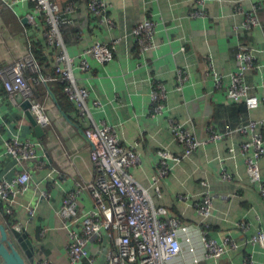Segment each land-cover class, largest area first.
Here are the masks:
<instances>
[{
    "label": "crops",
    "instance_id": "obj_1",
    "mask_svg": "<svg viewBox=\"0 0 264 264\" xmlns=\"http://www.w3.org/2000/svg\"><path fill=\"white\" fill-rule=\"evenodd\" d=\"M4 1L14 2L13 6H6ZM87 1L57 0L61 8L77 3L69 21L61 25V35L66 51L75 57L77 83L89 91L85 114H80L66 97L59 81L39 82L34 89L44 103L49 122L38 136L21 103H11L0 80V174L6 179L24 170L30 174L11 204L13 214H6L4 204L0 205V222L7 226L20 222L28 232L34 245L30 264L41 259L70 264L62 215L64 199L75 192L73 208L80 214L93 207L86 184L95 171L84 130L105 122L115 127L122 144L140 155V163L128 169L130 174L149 189L155 205L165 206L188 226L181 233L183 248L174 262L195 264L192 260L197 257V264H244V256L253 254L257 264H264V245L247 242L257 231H264V199L246 172L244 160L251 151L240 149L249 135L239 131V126L251 118L264 119V0H205L202 5L198 0H106L111 5L110 21L93 15ZM253 4L260 5V23L246 29L242 23ZM197 10L202 14L194 15ZM147 19L157 23L154 46L141 51L132 28ZM46 29L31 0H0V65L23 56L29 40H37L43 72L53 74L57 49L47 43ZM95 40L116 41L112 57L99 61L88 54L90 68L83 71L77 56ZM242 47L253 48L255 54L245 73L250 93L259 100V105L251 109L243 102L229 100L212 76L214 68L223 75L225 87L228 73L238 66L236 53ZM154 81L163 83L168 91L164 110L159 113L153 111ZM172 119L201 140L207 139L211 129L222 137L203 143L178 162L171 159V169L159 178L157 192V151L164 149L178 156L183 153L170 125ZM260 130L264 138V123ZM14 136L34 142L37 159L16 163L5 147ZM37 160L43 162L41 168ZM260 169L264 176V156ZM224 171L231 174V179L222 177ZM206 190L215 207L209 219L210 235L220 241L230 238L245 242L217 260L203 257L202 217L196 212V203ZM41 191L48 196L42 197ZM29 209H34L32 217Z\"/></svg>",
    "mask_w": 264,
    "mask_h": 264
},
{
    "label": "built area",
    "instance_id": "obj_2",
    "mask_svg": "<svg viewBox=\"0 0 264 264\" xmlns=\"http://www.w3.org/2000/svg\"><path fill=\"white\" fill-rule=\"evenodd\" d=\"M31 1L38 14L44 18L47 26L45 32L47 43L57 49V64L54 72L53 74L42 72L33 56L30 39L28 51L23 56L7 65H0V80L11 103L19 105L28 99L30 111L36 121L44 127L48 124L49 118L44 104L36 96L35 84L47 83L50 80L59 81L66 97L76 104L80 114L88 111L89 91L78 85L73 73L75 57L66 51L61 35V25L69 21V16L77 9V3L71 2L61 8L57 0ZM204 1L198 0L201 5ZM13 3L4 1V4L10 7ZM110 7V3L106 0L87 1L89 11L106 21H110ZM259 7V4L252 5V10L246 14L242 23L244 28L250 29L260 23ZM201 14L200 10L194 12V15ZM30 18L34 22V18L32 16ZM156 25L155 21L147 19L132 28L141 51L154 46ZM115 44L116 41L95 40L77 56L78 67L83 71L90 68L86 57L88 54L99 61L108 60L112 57ZM254 57L253 48L242 47L236 53L238 66L228 73L229 83L225 87L222 81L223 75L212 68L216 86L224 88L225 96L233 102L245 103L250 109L259 105L258 98L250 93L245 80V73L252 65ZM178 74L179 79L182 80L181 73ZM151 94L154 103L153 111L159 113L164 110V100L168 94L166 86L154 81ZM95 104L100 103L96 101ZM263 123L264 119L251 118L239 126V131L249 135V138L240 145V149L242 152L251 151L244 160L246 172L250 181L257 184L264 199V176L260 169V159L264 156V138L260 130ZM170 125L183 146V153L178 156L164 149L157 151L159 161L157 174L154 176L157 192H159L157 185L159 178L167 175L171 169V159L178 162L182 157L191 155L203 143L222 137L211 129L207 139L201 140L191 129L177 120H170ZM84 134L90 143V159L95 171L93 178L86 184L94 205L87 212L80 214L73 208L75 192L69 193L64 199L62 215L68 232L66 252L70 264H191L174 262L183 248L181 233H185L188 226L179 216L171 215L165 206L155 205L149 189L136 181L128 171L130 167L140 163L139 153L122 144L115 127L105 122L94 123L84 130ZM5 147L6 153L18 164L37 159L35 143L29 138L23 140L17 136L11 137L5 142ZM228 151L233 149L229 148ZM36 164L40 168L44 165L39 160ZM222 177L231 179V174L224 171ZM29 179L30 174L27 170L19 172L12 179H6L0 174V202L4 204L6 214H13L11 204ZM41 195L48 196L45 191H41ZM214 208L212 195L209 190H206L201 200L196 203V212L202 217L199 227L203 257L217 260L228 251L240 249L245 242L230 238L220 241L210 235L209 228L212 222L209 219ZM28 212L30 217L34 215V209H29ZM74 220L80 221L74 223ZM12 226L18 230L22 228L20 222H14ZM94 239L99 241H93ZM185 239L190 242L189 237ZM247 242L253 245L257 243L264 245V231H257ZM190 250H193V247L190 246ZM192 262L197 264L199 258H193ZM37 264L52 263L47 259H41L37 261ZM244 264H257L253 254L244 256Z\"/></svg>",
    "mask_w": 264,
    "mask_h": 264
},
{
    "label": "water",
    "instance_id": "obj_3",
    "mask_svg": "<svg viewBox=\"0 0 264 264\" xmlns=\"http://www.w3.org/2000/svg\"><path fill=\"white\" fill-rule=\"evenodd\" d=\"M25 73L28 75L27 70H25ZM20 106L25 110L36 134L41 136L44 133V129L30 111V101L25 99ZM0 205H3V203L0 202ZM33 260L34 245L28 232L23 228L18 230L12 225L7 226L0 222V264H30Z\"/></svg>",
    "mask_w": 264,
    "mask_h": 264
},
{
    "label": "trees",
    "instance_id": "obj_4",
    "mask_svg": "<svg viewBox=\"0 0 264 264\" xmlns=\"http://www.w3.org/2000/svg\"><path fill=\"white\" fill-rule=\"evenodd\" d=\"M32 4H34V3L32 2ZM38 44H39V41H37V40L31 41V50H32V53H33L34 58L36 59V61L40 65L41 70L43 72L42 62H41V59H40L39 54L37 52V46H38Z\"/></svg>",
    "mask_w": 264,
    "mask_h": 264
},
{
    "label": "rangeland",
    "instance_id": "obj_5",
    "mask_svg": "<svg viewBox=\"0 0 264 264\" xmlns=\"http://www.w3.org/2000/svg\"><path fill=\"white\" fill-rule=\"evenodd\" d=\"M39 99V98H38ZM41 101V99H39ZM42 102V101H41ZM43 103V102H42ZM44 104V103H43Z\"/></svg>",
    "mask_w": 264,
    "mask_h": 264
}]
</instances>
